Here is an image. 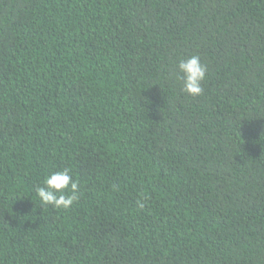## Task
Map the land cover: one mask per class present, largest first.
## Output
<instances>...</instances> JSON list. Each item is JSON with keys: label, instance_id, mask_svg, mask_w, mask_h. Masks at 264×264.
<instances>
[{"label": "trees", "instance_id": "16d2710c", "mask_svg": "<svg viewBox=\"0 0 264 264\" xmlns=\"http://www.w3.org/2000/svg\"><path fill=\"white\" fill-rule=\"evenodd\" d=\"M0 264H264V0H0Z\"/></svg>", "mask_w": 264, "mask_h": 264}, {"label": "clouds", "instance_id": "9594fccd", "mask_svg": "<svg viewBox=\"0 0 264 264\" xmlns=\"http://www.w3.org/2000/svg\"><path fill=\"white\" fill-rule=\"evenodd\" d=\"M176 67V79L181 83V91L191 97L201 96L204 93L207 66L201 62L200 56L181 58ZM35 191L41 205L63 210L69 209L81 195L79 181L74 179L68 168L46 174L42 185ZM140 207H144L143 202Z\"/></svg>", "mask_w": 264, "mask_h": 264}]
</instances>
